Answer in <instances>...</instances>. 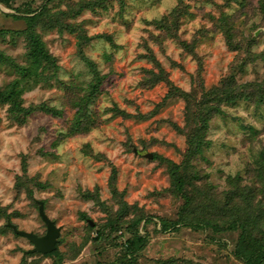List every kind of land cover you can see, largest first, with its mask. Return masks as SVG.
Wrapping results in <instances>:
<instances>
[{
	"label": "rangeland",
	"instance_id": "1",
	"mask_svg": "<svg viewBox=\"0 0 264 264\" xmlns=\"http://www.w3.org/2000/svg\"><path fill=\"white\" fill-rule=\"evenodd\" d=\"M14 15L40 17L53 59L35 72ZM13 89L0 102V264H56L10 227L45 235L38 201L62 228L63 264H248L241 230L224 229L236 220L264 244V0L0 3V90ZM198 114L204 147L190 155Z\"/></svg>",
	"mask_w": 264,
	"mask_h": 264
},
{
	"label": "trees",
	"instance_id": "2",
	"mask_svg": "<svg viewBox=\"0 0 264 264\" xmlns=\"http://www.w3.org/2000/svg\"><path fill=\"white\" fill-rule=\"evenodd\" d=\"M13 2V0H0L1 4H4L6 6H10L11 3ZM43 13H40V15H42ZM38 15H34L31 17H20V16H16L14 15L15 18H24V20L26 21L27 25L29 26V30L32 31V35H31V43L29 44V60L31 61V63L33 64L34 67V72L37 71L39 69V67H41L42 65L52 61V56L48 53V51H46L45 46H44V42L40 39V35L35 31L34 27L35 24L38 23V20H40V17ZM19 92L15 91V89L10 90V91H1L0 90V102H7V101H13L14 97L18 98L17 96H19L18 94ZM222 99H220L217 103L220 104ZM235 98L234 96L231 97H227V102H234ZM208 103H206L205 105H207ZM13 105L19 109L20 112H24L26 114H30L32 111L31 109H21L20 108V104L17 102V99L15 101V103H13ZM203 105V106H205ZM217 111H219L220 113H222V110L220 108L217 109ZM211 113V111H210ZM198 118L200 119V121L203 123L202 126V130L200 131H196V132H192L189 133V154L190 155H195L197 154V152H201L202 148L204 147V134L203 133V127H205L207 125V121L209 116L204 117L201 114H198ZM187 157H191L189 155H187ZM258 164H260L258 162ZM175 169L173 170V181L175 182L174 184L177 186V190L179 192V194L183 193L184 196V189H185V182L186 180L184 179V177H180L178 174L179 169H181V167H183L182 165H177L175 164ZM185 199V198H184ZM187 200L192 202V198H188L186 197ZM189 205L186 202V206H184V210L189 211L188 209ZM190 212V211H189ZM193 212V211H192ZM191 212V213H192ZM248 216L250 215L249 213H247ZM242 221V219H241ZM209 226L212 227V229L214 230H241V234H240V238L237 241V250H236V255H238L240 258L244 259L248 264H264V244H259L257 243L259 241V239L255 238L256 236H254V234L252 235V232H250V226H247L246 224H242L240 221L236 220L233 221L228 227L221 229L220 224L219 223H208ZM258 224L252 226V230H255L254 228L257 227ZM263 233L264 231L261 230ZM253 241L250 244V241ZM60 241V238H59ZM58 241V244H59ZM143 241V237L140 235H137L134 239H129L127 240V252L129 254H135L138 250V248H140V245L138 246V244L140 242ZM58 244H57V249L51 253L48 254H41L43 256H47V257H56L55 258V262L56 264H63L62 263V257L60 252L58 251ZM126 252V253H127Z\"/></svg>",
	"mask_w": 264,
	"mask_h": 264
},
{
	"label": "water",
	"instance_id": "3",
	"mask_svg": "<svg viewBox=\"0 0 264 264\" xmlns=\"http://www.w3.org/2000/svg\"><path fill=\"white\" fill-rule=\"evenodd\" d=\"M148 158H152V154L146 155ZM39 204V215L47 227L45 235L39 236L33 232H27L24 230L18 229L16 225H10L13 231L20 236L25 237L33 244V248L28 251V253H41L48 254L57 249V244L61 236V227H58L46 213L44 202L38 201ZM91 225H94L90 221Z\"/></svg>",
	"mask_w": 264,
	"mask_h": 264
}]
</instances>
